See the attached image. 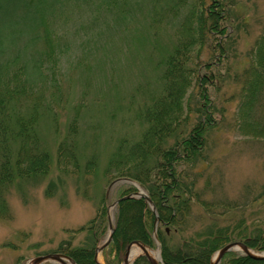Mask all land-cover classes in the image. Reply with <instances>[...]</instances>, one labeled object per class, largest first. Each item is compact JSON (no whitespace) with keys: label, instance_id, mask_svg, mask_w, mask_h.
Returning <instances> with one entry per match:
<instances>
[{"label":"trees","instance_id":"trees-1","mask_svg":"<svg viewBox=\"0 0 264 264\" xmlns=\"http://www.w3.org/2000/svg\"><path fill=\"white\" fill-rule=\"evenodd\" d=\"M131 1L0 0V11L9 17L0 37V195L18 180L49 175L53 165L79 180L97 174V157L81 163L76 117L53 154L40 135L38 122L51 110L43 107L44 95L59 87V54L48 20L57 24L70 4L84 13L92 5L98 13L123 11ZM237 5L236 0H175L161 14L175 19L180 9L186 10L175 26V45L159 63L161 89L134 111L144 129L140 138L118 140L102 170L107 182L132 181L146 195L135 197L129 193L133 189L122 192L110 232L108 206L101 194L93 218L72 230L54 254L75 264H99L98 247L108 236L106 248L114 254L115 264L134 241L153 250L158 242L162 264H210L215 252L233 242L264 253V195H246L242 202H234L199 189L212 160V136L222 125L241 137L264 140V25L247 55H240L241 20L233 18ZM160 20L152 21L151 29ZM21 33L26 37L22 43L16 39ZM203 56L208 58L202 60ZM225 87L231 93L225 100L229 110L221 109V122L215 93ZM78 193L89 197L85 188ZM3 203L0 199V219L8 220ZM133 264L149 263L139 257ZM220 264L264 260L230 252Z\"/></svg>","mask_w":264,"mask_h":264},{"label":"rangeland","instance_id":"rangeland-1","mask_svg":"<svg viewBox=\"0 0 264 264\" xmlns=\"http://www.w3.org/2000/svg\"><path fill=\"white\" fill-rule=\"evenodd\" d=\"M174 2L134 0L123 11L98 10V13L92 5L84 13L70 4L63 14L64 21L58 20L56 24L48 20L55 31L53 48L59 54L56 76L59 87L49 88L44 95L43 107L51 110H46L49 113L38 122L40 135L53 154L56 143L76 117L81 163L97 157V174L88 181L79 180L52 164L45 177L18 180L9 185L0 195L5 214L9 215L8 220L0 219V264H28L35 257L54 254L60 243L69 239L72 230L93 218L101 194L107 202L111 227L116 202L124 190L133 189L129 193L135 197L146 195L135 182L123 179L107 182L102 170L118 140H138L144 130L136 122L134 111L151 93H159L162 73L159 63L175 45V26L186 13L180 9L175 19L161 15ZM236 2L233 18L241 20L239 26H242L237 32V50L244 57L264 25V0ZM8 19L2 9L1 38ZM156 19L162 22L151 29ZM25 38L21 33L16 39L22 43ZM207 58L203 56L202 60ZM46 74L49 76L47 70ZM49 79L50 76L47 82ZM230 93L226 87L215 93L216 114L221 122H224L221 109L229 110L225 100ZM212 140L211 164L199 180V189L206 188L205 195H219L234 202H242L246 195H264V140L241 137L223 125ZM83 188L88 198L78 193ZM261 206L264 210L263 203ZM158 244L157 249L150 250L160 255ZM104 250L97 253L98 263H117L106 246ZM124 253L118 264H123ZM141 255L135 256L134 262Z\"/></svg>","mask_w":264,"mask_h":264},{"label":"water","instance_id":"water-1","mask_svg":"<svg viewBox=\"0 0 264 264\" xmlns=\"http://www.w3.org/2000/svg\"><path fill=\"white\" fill-rule=\"evenodd\" d=\"M109 229L112 232V227L110 225H109ZM110 241H111V236H108L106 244L100 247L98 251H101L102 249H104V247L107 246L110 243ZM132 245H136L137 247L143 249V255L141 256L145 257L149 264H161L157 262L155 259L148 256L149 254L147 250L150 251V249L138 241H134L130 245H127L128 247H126V251L124 253L123 264H133L134 262V260L132 262L130 261L131 249L133 248ZM233 251L241 252L243 255L254 259V261L264 260V253L258 254L255 251H252L251 249H249L243 243L233 242L228 245H225L220 250L215 252L214 257L210 264H220L224 255H226L227 253L233 252ZM48 263L49 264H75L73 260H70L69 257H66L65 255H62V254H47L44 256H38V257L33 258L31 261H29L28 264H48Z\"/></svg>","mask_w":264,"mask_h":264},{"label":"bare ground","instance_id":"bare-ground-1","mask_svg":"<svg viewBox=\"0 0 264 264\" xmlns=\"http://www.w3.org/2000/svg\"><path fill=\"white\" fill-rule=\"evenodd\" d=\"M147 252L149 254L148 256H150L151 258L155 259L157 262L160 263V258H159L158 252L151 251V250L150 251L147 250ZM141 254H143V249H141L139 247H133L131 249V256H130L131 258H130V261H132L135 258V256H139Z\"/></svg>","mask_w":264,"mask_h":264}]
</instances>
